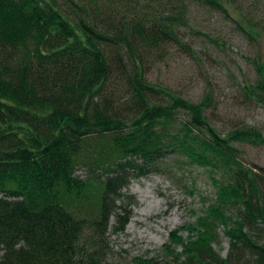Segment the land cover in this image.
Returning a JSON list of instances; mask_svg holds the SVG:
<instances>
[{"label": "trees", "instance_id": "16d2710c", "mask_svg": "<svg viewBox=\"0 0 264 264\" xmlns=\"http://www.w3.org/2000/svg\"><path fill=\"white\" fill-rule=\"evenodd\" d=\"M59 1L0 0V264H107L109 220L116 231L129 220L122 190L166 171L171 155L209 167L215 187L195 222L170 233L174 262L240 264L249 254L244 264H264L253 232L264 182L232 145H264V135L254 126L221 135L205 115L209 94L195 103L145 78L144 50L189 48L177 31L188 3L223 0H92L79 17ZM253 63L259 79L245 89L264 101V60ZM112 85L125 89L123 104L106 95ZM221 226L226 257L214 248Z\"/></svg>", "mask_w": 264, "mask_h": 264}, {"label": "rangeland", "instance_id": "374dc122", "mask_svg": "<svg viewBox=\"0 0 264 264\" xmlns=\"http://www.w3.org/2000/svg\"><path fill=\"white\" fill-rule=\"evenodd\" d=\"M109 1L113 4L118 0ZM59 2L66 12L79 17L84 13L78 5L91 9L93 1ZM221 4L220 7L205 1L189 2L187 25L177 30L179 39L189 48L172 42L161 51L144 50L145 78L191 102L198 103L209 94L212 103L205 115L221 135L241 126H254L264 135V101L252 97L245 89L259 79L253 60H264V0H223ZM124 91L112 85L106 95L114 100L118 97L123 104ZM176 112L178 120L189 118L184 109ZM232 145L244 167L264 182V145L245 142ZM165 162L169 166L166 171L151 170L131 178L128 187L122 190L129 220L122 231H116L115 217L110 218L107 264H143L138 262L139 258L155 259L156 264H177L164 249L170 233L195 222L203 200L214 199L209 167L190 166L177 155L169 156ZM77 174L86 177V168L81 166ZM130 201L133 203L128 206ZM218 232L214 248L226 257L229 239L222 226ZM253 232L256 240L264 242V223H258ZM182 234L186 236L187 232ZM253 259L247 254L240 264Z\"/></svg>", "mask_w": 264, "mask_h": 264}]
</instances>
